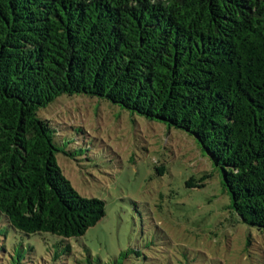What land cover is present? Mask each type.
Returning <instances> with one entry per match:
<instances>
[{
  "label": "trees",
  "instance_id": "1",
  "mask_svg": "<svg viewBox=\"0 0 264 264\" xmlns=\"http://www.w3.org/2000/svg\"><path fill=\"white\" fill-rule=\"evenodd\" d=\"M62 94L191 133L264 231V0H0V216L67 241L105 202L72 187L38 116Z\"/></svg>",
  "mask_w": 264,
  "mask_h": 264
},
{
  "label": "rangeland",
  "instance_id": "2",
  "mask_svg": "<svg viewBox=\"0 0 264 264\" xmlns=\"http://www.w3.org/2000/svg\"><path fill=\"white\" fill-rule=\"evenodd\" d=\"M38 116L57 127L63 175L102 199L104 215L67 241L20 234L0 216V264H264V231L231 208L191 133L85 94H62Z\"/></svg>",
  "mask_w": 264,
  "mask_h": 264
}]
</instances>
